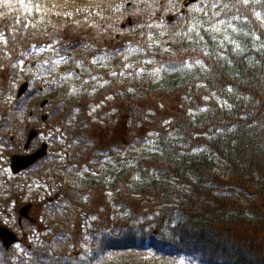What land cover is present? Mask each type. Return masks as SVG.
Wrapping results in <instances>:
<instances>
[{
    "label": "trees",
    "instance_id": "trees-1",
    "mask_svg": "<svg viewBox=\"0 0 264 264\" xmlns=\"http://www.w3.org/2000/svg\"><path fill=\"white\" fill-rule=\"evenodd\" d=\"M186 2L0 0V159L42 97L61 132L0 197L55 191L0 264H264V0ZM55 42L57 89L18 99Z\"/></svg>",
    "mask_w": 264,
    "mask_h": 264
},
{
    "label": "flooded vegetation",
    "instance_id": "flooded-vegetation-1",
    "mask_svg": "<svg viewBox=\"0 0 264 264\" xmlns=\"http://www.w3.org/2000/svg\"><path fill=\"white\" fill-rule=\"evenodd\" d=\"M51 50L48 47L45 48H41V49H36L35 52H40V54L45 53V51ZM49 58L48 57H39L37 58L36 62H32L31 63V70L30 69H26L25 67H21L20 68V72L22 73V75L24 76V80L21 81V83L18 85L17 87V91L18 88H20V86L22 85V83L24 82H28V89L26 91V93H24L22 95V97L28 93H32L33 95L36 96H43V95H47L48 91L45 92V90L49 87L50 88V93H53L54 90L57 89V85H58V81H57V65L56 64H50ZM4 74H7L8 77H12L13 73L5 68L3 70V72L0 74V77H2L3 79H8L6 77H4ZM48 83L50 86H48ZM5 84V83H4ZM7 86V84H5ZM46 93V94H45ZM44 101H47V103L42 106V103ZM49 104V99L47 97H42V99H40V101L38 102V104H35L33 106V109L30 110L29 115H30V121L28 122H21V126L25 129V136L23 138L24 143L22 145H20L21 151L17 152L19 154H27V153H35L36 151H38L42 144L44 142H47L49 145V150L51 151V142H50V138H52V134L54 133V128L48 127L47 125H42L44 123L47 122L50 113L47 111H44L46 109V106H48ZM47 116V119H44V116ZM35 130L36 133L34 135V137H36L33 142L31 143L30 147L28 150L25 149V145L26 142L28 140V136L30 135L31 131ZM50 133V135H49ZM46 134L47 136H49V138H42V135ZM10 140L15 141V137H11ZM14 147H12V154L6 156V158H9L10 162H11V158L14 154H17L16 152H13ZM4 162H6L5 157H2L0 159V172H6V171H10V169L8 170V165H5ZM8 163V161H7ZM10 168V166H9ZM0 184L2 185V181H0ZM9 208H4L3 212H6L8 216H10V211H8ZM0 220H1V215H0ZM20 222V221H19ZM25 237H28L27 234H25Z\"/></svg>",
    "mask_w": 264,
    "mask_h": 264
},
{
    "label": "rangeland",
    "instance_id": "rangeland-1",
    "mask_svg": "<svg viewBox=\"0 0 264 264\" xmlns=\"http://www.w3.org/2000/svg\"><path fill=\"white\" fill-rule=\"evenodd\" d=\"M57 42V41H56ZM52 43H49L48 45H51ZM52 46H48V48H51ZM40 53V52H39ZM60 57H59V54H58V61H59ZM22 63H24V61H21ZM58 136L61 135V132L60 130H57L56 131ZM50 135V133H49ZM42 138L45 139V138H49V136H47L46 134H43L42 135ZM5 165H8V170L10 169L9 168V163H7V160L6 162H4ZM25 178V180L29 177V175H25L23 176ZM16 178L11 170L8 172H0V181H2V185L0 184V189L2 188V191L0 192V197L1 196H4L8 190H10L13 186V184L15 183V179ZM8 180H13L14 183L11 185L8 183ZM17 180V179H16ZM41 188V185H36L34 187V190L35 189H40ZM44 192H47L46 194L44 193L43 195H41V197L39 199H33V200H28V199H22L21 200V204H18L19 202H16V203H11V206H10V212L12 215L8 216L7 214L3 215V217H1V220H0V223L1 224H4L8 227H10L12 230H17L18 234H20V238H22V232L19 231V229H17L16 227V218H17V215L15 214V210L19 209L20 207L24 206L25 204L29 203L30 201L33 202L35 205H36V208L35 210L33 211V216L35 217L36 220H39V224H37V226L41 225L42 223V218H41V210H42V203H43V200H47V199H50V198H54L55 197V191H52V190H49V191H46L44 190ZM29 194H31V197L35 196V194L33 193V191H29ZM8 196V194H7ZM90 224L91 222H87L86 223L84 222V225L86 226H89L90 227ZM44 227H42L43 229ZM15 230V231H16ZM30 242V240L27 238L24 243H21L19 245H16L15 248L13 249V254H18V253H21L24 249V245L28 244ZM177 263L179 264H202L198 258H177Z\"/></svg>",
    "mask_w": 264,
    "mask_h": 264
},
{
    "label": "water",
    "instance_id": "water-1",
    "mask_svg": "<svg viewBox=\"0 0 264 264\" xmlns=\"http://www.w3.org/2000/svg\"><path fill=\"white\" fill-rule=\"evenodd\" d=\"M193 1V0H191ZM25 85L21 88V91L19 92V97L22 95V93L25 91ZM36 131L33 130L30 134L29 140L27 141L25 148L28 149L30 147V144L32 142V139L35 135ZM48 144L44 143L42 147L33 154L28 155H20L15 154L12 156V169L14 173H19L21 170L28 168L29 166L33 165L36 161L43 158L48 154ZM32 205H26L21 209L22 216L28 217V213L31 209ZM0 239L3 241L5 247L9 250L12 245H14L18 240V236L16 233H14L12 230H10L8 227L0 225Z\"/></svg>",
    "mask_w": 264,
    "mask_h": 264
}]
</instances>
